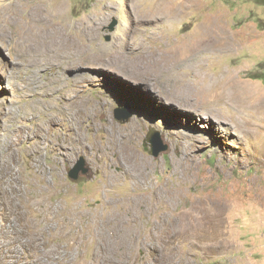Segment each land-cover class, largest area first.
<instances>
[{
	"label": "rangeland",
	"instance_id": "obj_1",
	"mask_svg": "<svg viewBox=\"0 0 264 264\" xmlns=\"http://www.w3.org/2000/svg\"><path fill=\"white\" fill-rule=\"evenodd\" d=\"M27 25L48 31V42L40 37L39 48L26 49L19 36ZM211 27L223 30L232 47L221 52L208 45L192 64L174 70L176 78L195 87L220 86L235 76L254 92V107L233 111L217 103L194 114L176 112L133 77L117 84L111 72L102 71L79 82L77 74L95 72L98 65L67 67L47 60L59 56L65 42L99 57L124 37L158 52L186 48ZM57 72L66 77L61 84ZM77 94L102 105L81 122L84 141L73 140L65 120L49 127L45 142L24 132L18 141L20 181L10 190L13 200L2 204L0 220L16 231L21 226L27 234L42 233L41 211L48 203L61 220L52 221L41 237L49 242L45 251L50 246L61 251L16 264H264V0H0V149L21 123L36 128ZM123 107L133 112L126 121L117 117ZM209 110L216 117L209 119ZM110 122L123 128L137 124L133 145L149 162L145 180L123 172L124 159L112 164L110 153L98 152ZM182 129L193 136L186 148L180 144ZM154 136L168 145L159 155L150 151ZM81 157L88 171L74 179L70 170ZM10 261L0 258V264H14Z\"/></svg>",
	"mask_w": 264,
	"mask_h": 264
},
{
	"label": "bare ground",
	"instance_id": "obj_2",
	"mask_svg": "<svg viewBox=\"0 0 264 264\" xmlns=\"http://www.w3.org/2000/svg\"><path fill=\"white\" fill-rule=\"evenodd\" d=\"M28 26L29 25L20 27L22 31V35L19 36L25 42H27L26 49H29L30 48L29 46H35L36 48H39L42 43L40 37L43 38V41L45 40V43L48 42V38H49V36L47 35L49 33L48 31L45 33V31L41 29L42 31L41 33L34 31L32 29L31 30L27 29ZM88 34L89 35L92 34V31L88 30ZM202 34L203 36L196 38L194 40V43H192L188 47L186 46V48H184V46H173L169 49L166 50L164 49L162 52L161 51L158 52L156 49L150 50V47L143 48V46H145L146 43L141 44L139 46L137 45L136 39L132 40L129 39L128 37H124L121 38L119 44H117V46L111 53L106 52L104 56H100V57L93 52L90 54H82L81 51L82 48L84 47L78 46L76 42L71 44L65 42L63 43V47L61 48L62 50L59 56L58 54H56L53 55V58L48 57L47 60L51 62H54V60L57 59L61 60L62 63H64L67 67H78V65L82 63H86V65L92 67L94 64L98 65L95 66V68L97 67L96 68L97 71L95 72L77 74L79 82H89L91 80H94L95 78L101 76L102 71L104 73L111 72V74H109L110 76L108 77H111L110 80L114 81L117 84L120 83V81L118 80L120 78L122 80L127 81L131 79V77H133L134 80L145 83L147 88L149 87L148 88L149 91H151V93L153 92L152 94L154 95L155 98L161 100L165 104H170L173 107V109H175L176 112L188 111L194 114L199 107L205 105L211 106L212 104H217V103H227L228 105H230V108L233 111H234V106H236L235 109L237 111H241L244 108L249 109V106L250 108L254 107L251 105L254 104V102L251 101V99L254 97V92L251 91L252 89L249 88L248 86L246 88L245 86L246 83L244 84L235 76L232 77L228 76L227 79H225L224 82L220 84V86L217 84L215 85L213 83L212 84L206 83V84H199L195 87H190L188 85V82L186 83L176 78V72H174V70L176 68L178 69L182 65L192 64L194 57L196 58V55L199 54L200 51L204 50V48L208 47V45L215 46L216 51L219 50L221 52L228 51L232 47L230 39L228 38V36L225 35V32H223V30L221 29H214V28L212 29V27L207 28ZM100 51L103 54V51L102 50ZM142 56L143 58H141ZM81 67L82 65L79 68ZM116 74H119V77L111 76V75L115 76ZM55 78H56L55 80L59 81V84H61L63 81H65L66 77L60 72H57ZM155 84L157 85L158 89L155 88L156 87ZM240 90H244L246 93H248L249 98L246 99V97H244L239 92ZM88 104H91V106H89ZM101 106L102 105L100 100H98L95 103L90 98L87 97L80 98L78 97L77 94L65 98L64 105L60 107L59 111L49 113V118L46 119L45 122L41 121L42 123L39 124L36 128L27 129L28 127H25L23 123H21V126L16 131L17 133L15 134V136H12L8 140L7 148L0 149V214L1 213L4 214L2 204L5 203L7 204V200H13L12 198L9 197V195L11 196L12 193L10 192V190H13L14 188L18 187L20 181V177L17 171L19 168L16 169V165H19L17 164L19 163L18 162L19 156L17 155L16 152H17L18 141L22 139L24 134L28 136L32 135L34 137L33 139H36L38 143L45 142L48 138H50L49 127L57 124L59 125L61 120L63 121L65 120L67 122L68 128L70 129V131L73 132V137H72L74 138L73 140L80 142L84 141V133L81 128V122L84 121L86 118L93 117L94 114L96 115L97 112H100ZM46 107H47L46 105L42 106L43 109H46ZM23 114L24 116H26L27 111L23 110ZM205 115L209 119L211 117H216L211 110L207 111ZM113 125L114 127L111 125V122L105 125V131L107 136L106 139L104 140V143L98 147V152L110 153L114 157V159L112 158L113 159L112 164L120 163L121 160L124 159L126 161V164L123 172L130 171L132 173H135L136 178L139 179V176H141V178L145 180L147 176V170L149 169V162L137 152V150L133 145V141L135 137L139 135L138 127L136 126L137 124L133 123V125L131 124V126L124 128L120 126H115V124ZM179 137L181 138L180 139L181 146L185 148L187 147L186 140L189 138H193L192 135H189L185 131L179 132ZM115 176L116 178H118L120 176V173H116ZM34 204H35V200H31V206H34ZM47 204L45 208L43 205L42 211L40 210L44 218L42 222L43 225L41 227L43 234L46 233L48 229L51 227V223L53 224L55 220H61L60 214L58 212L53 213L52 212L53 209L51 211V206L48 207ZM10 210H11L10 205H7L6 211L8 214ZM70 220L71 219H69V221ZM7 221L4 218L0 220V258L1 259L5 261L11 260L10 263L13 262L14 264H16L17 262L28 263L29 259L31 258V255H39L41 256L42 259L43 253L49 254V253H53L56 250H60L59 247L57 246H50L48 247L49 252L45 251V249L49 245L48 244L49 242L45 238L41 237L42 235L41 232L33 233L30 230L29 233L27 234L26 231H24L21 228V226L16 231V227L12 223H9ZM64 221L67 222L66 219H64ZM26 226L29 227V225ZM33 229H37V227L34 226ZM17 232L19 235L17 234ZM59 233L61 232L59 231ZM19 236L24 238V240L21 239ZM23 250L25 253L22 252ZM58 256L61 257L60 255Z\"/></svg>",
	"mask_w": 264,
	"mask_h": 264
},
{
	"label": "water",
	"instance_id": "obj_3",
	"mask_svg": "<svg viewBox=\"0 0 264 264\" xmlns=\"http://www.w3.org/2000/svg\"><path fill=\"white\" fill-rule=\"evenodd\" d=\"M113 28H114V25L111 27V29L113 30ZM110 38L111 36L108 35L107 39H110ZM117 110H118L117 117L123 121L128 120L133 114L131 110L129 109L127 110V108L125 107L118 108ZM156 136L158 138V136H160L159 133H157ZM156 136L152 137L153 141L155 140L154 145L152 149L150 150L153 155H159L161 151L166 150L168 148V145L163 144L162 141L161 142H158V140L156 141ZM85 161L86 160L84 159V157H81L78 163L75 165V167L70 170V176L72 178L77 179L81 171L83 173H86L88 171V168L85 166Z\"/></svg>",
	"mask_w": 264,
	"mask_h": 264
}]
</instances>
